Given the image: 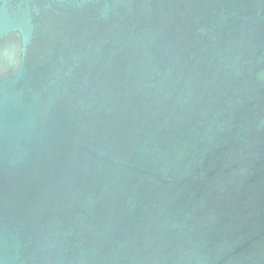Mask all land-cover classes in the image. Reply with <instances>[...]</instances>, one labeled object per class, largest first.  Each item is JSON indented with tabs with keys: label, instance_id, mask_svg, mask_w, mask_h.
I'll use <instances>...</instances> for the list:
<instances>
[{
	"label": "water",
	"instance_id": "obj_1",
	"mask_svg": "<svg viewBox=\"0 0 264 264\" xmlns=\"http://www.w3.org/2000/svg\"><path fill=\"white\" fill-rule=\"evenodd\" d=\"M0 264H264V0H0Z\"/></svg>",
	"mask_w": 264,
	"mask_h": 264
},
{
	"label": "clouds",
	"instance_id": "obj_2",
	"mask_svg": "<svg viewBox=\"0 0 264 264\" xmlns=\"http://www.w3.org/2000/svg\"><path fill=\"white\" fill-rule=\"evenodd\" d=\"M4 30L9 39L4 47L0 49V62H3L8 70L16 71L20 67L18 54L24 52L27 44L28 31L26 30V22L21 25H15L5 14Z\"/></svg>",
	"mask_w": 264,
	"mask_h": 264
}]
</instances>
